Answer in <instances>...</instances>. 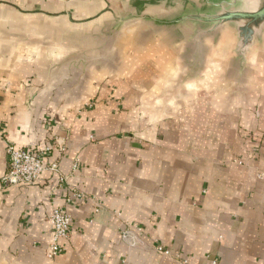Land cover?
<instances>
[{"label": "crops", "instance_id": "crops-1", "mask_svg": "<svg viewBox=\"0 0 264 264\" xmlns=\"http://www.w3.org/2000/svg\"><path fill=\"white\" fill-rule=\"evenodd\" d=\"M263 4L0 0V264H264Z\"/></svg>", "mask_w": 264, "mask_h": 264}, {"label": "built area", "instance_id": "built-area-1", "mask_svg": "<svg viewBox=\"0 0 264 264\" xmlns=\"http://www.w3.org/2000/svg\"><path fill=\"white\" fill-rule=\"evenodd\" d=\"M51 148H17L12 144L7 146L8 170L2 178L6 186H31L41 180L46 169L61 175L57 163L46 166L45 158ZM78 165L75 166L77 168ZM66 179L60 176L58 186H64ZM70 201V200H69ZM50 222L54 228L53 241L49 247V258H55L63 252L61 241L67 239L72 231L73 219L62 208L54 207L50 215Z\"/></svg>", "mask_w": 264, "mask_h": 264}, {"label": "water", "instance_id": "water-1", "mask_svg": "<svg viewBox=\"0 0 264 264\" xmlns=\"http://www.w3.org/2000/svg\"><path fill=\"white\" fill-rule=\"evenodd\" d=\"M217 20H247L253 24L262 22L264 21V4L254 12H233Z\"/></svg>", "mask_w": 264, "mask_h": 264}]
</instances>
